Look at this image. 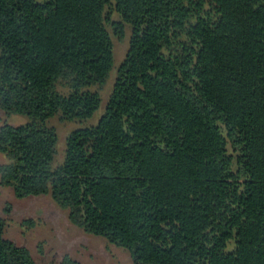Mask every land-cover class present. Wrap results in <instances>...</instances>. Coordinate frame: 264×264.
Returning a JSON list of instances; mask_svg holds the SVG:
<instances>
[{
	"label": "trees",
	"instance_id": "16d2710c",
	"mask_svg": "<svg viewBox=\"0 0 264 264\" xmlns=\"http://www.w3.org/2000/svg\"><path fill=\"white\" fill-rule=\"evenodd\" d=\"M109 26L129 32L103 112L57 162L49 120L98 109ZM0 112L26 118L0 122L16 198L48 196L131 264H264V0H0ZM4 232L0 264H38Z\"/></svg>",
	"mask_w": 264,
	"mask_h": 264
},
{
	"label": "rangeland",
	"instance_id": "374dc122",
	"mask_svg": "<svg viewBox=\"0 0 264 264\" xmlns=\"http://www.w3.org/2000/svg\"><path fill=\"white\" fill-rule=\"evenodd\" d=\"M113 21L118 15L111 13ZM113 43V68L105 82L98 88L101 102L98 109L86 121H60L56 116L50 118L49 124L54 126L57 133L56 161L62 158V152L67 134L79 127L94 124L101 116L111 84L115 76V69L124 57L128 28L122 38L113 34L108 27ZM5 118L11 125H19L26 121L22 115H9ZM0 154V162L4 161ZM8 206V211H4ZM0 217L5 220L4 236L19 245L28 248L33 259L38 264H58L63 255H68L80 264H131L125 251L109 244L104 238L85 233L81 228L70 222L67 212L57 207L48 196H28L16 198L11 188L0 186ZM32 221V225L26 223ZM231 243L229 248L232 247Z\"/></svg>",
	"mask_w": 264,
	"mask_h": 264
}]
</instances>
